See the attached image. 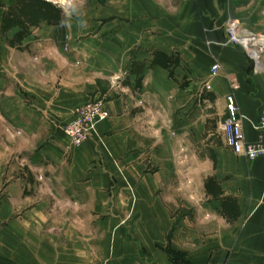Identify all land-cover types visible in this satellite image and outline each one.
<instances>
[{"label":"crops","instance_id":"obj_1","mask_svg":"<svg viewBox=\"0 0 264 264\" xmlns=\"http://www.w3.org/2000/svg\"><path fill=\"white\" fill-rule=\"evenodd\" d=\"M15 4L0 0V264H176L169 244L189 264H264V157L212 141L191 94L202 86L199 101L225 120L234 93L258 141L264 72L223 27L239 18L264 33V0H180L173 13L161 0H87L85 28L41 21L23 51L2 34ZM156 51L179 56L188 89L151 68ZM95 101L111 117L70 147L64 127ZM209 178L238 204L235 219Z\"/></svg>","mask_w":264,"mask_h":264},{"label":"built area","instance_id":"obj_2","mask_svg":"<svg viewBox=\"0 0 264 264\" xmlns=\"http://www.w3.org/2000/svg\"><path fill=\"white\" fill-rule=\"evenodd\" d=\"M227 44L240 47L247 55V42L256 38L255 34L248 28L239 27L235 20H228L225 26ZM250 56V55H249ZM251 57V56H250ZM258 68V64H257ZM221 70L219 63L212 68V76H216ZM111 117L109 109L103 102H91L78 107L74 112L73 120L64 127V135L72 148H78L92 139L97 126ZM255 129L259 133L256 142H249L244 130V117L241 108L232 93L227 96L226 119L221 125V132L224 143L237 156L248 161H255L264 157V108L261 110ZM39 182L43 177L39 176ZM207 264H225L209 261Z\"/></svg>","mask_w":264,"mask_h":264},{"label":"trees","instance_id":"obj_3","mask_svg":"<svg viewBox=\"0 0 264 264\" xmlns=\"http://www.w3.org/2000/svg\"><path fill=\"white\" fill-rule=\"evenodd\" d=\"M61 12L51 3L44 0H16V4L5 12L2 20V34L8 46L23 51L24 41L31 35V28L39 26L41 21L47 22L51 26H58L61 20ZM14 28L19 31L13 36L8 34ZM161 67L170 73V78L177 82L181 89L186 90L190 87L191 82L187 77L182 81L176 78V69L180 67V58L177 55L165 54L156 51L153 54L151 68ZM136 70H133L135 72ZM142 78H138L136 87H141ZM207 194L213 199L221 201L223 217L229 221L235 219L239 214V206L230 198H222L223 191L215 178H209L205 183ZM168 254L176 262L185 261L184 255L172 249H168Z\"/></svg>","mask_w":264,"mask_h":264},{"label":"rangeland","instance_id":"obj_4","mask_svg":"<svg viewBox=\"0 0 264 264\" xmlns=\"http://www.w3.org/2000/svg\"><path fill=\"white\" fill-rule=\"evenodd\" d=\"M161 5H162L163 9H165L166 11H169L170 13H173L176 8L180 7V0H161ZM232 20H235L236 24L239 27H244V28H248V29L250 27L249 25H247L246 22L242 21L239 18H232ZM226 23L223 27L224 32H225ZM253 33L255 34V32H253ZM255 35H257L258 37L264 38V33H256ZM235 47H237V46H235ZM254 50H256L257 52H260L262 54L261 58H262V62L264 63V49L262 47H260L259 45H255L253 47V51ZM247 57L250 59L252 65H253V71L255 73L264 72V70H260L259 67L257 68L258 63L254 60V58L252 56L250 57L249 55H247ZM235 86L236 85H233L234 88H235ZM201 89H202V86L194 85L193 90L191 91V94L195 95V97H194L195 98L194 117H195V120L199 119L200 121H203L202 122L203 126L206 123V135L207 136L210 135L211 136L210 139L212 141H214L215 143H219V142L223 141V136H222V132H221V125L224 121V118L220 117L217 108L214 107V108L209 109L203 104V102L199 101V94L201 92ZM95 102H100V101H95ZM203 117H205V118L208 117L206 119L207 121H205V119H203ZM221 118L223 119V121H221ZM200 152L201 151L199 150V153H198L199 155H200ZM167 239H172V233L167 236ZM170 247H171V245L169 244L167 248L169 249ZM176 264H189V263H187L186 261L180 260V261L176 262Z\"/></svg>","mask_w":264,"mask_h":264},{"label":"clouds","instance_id":"obj_5","mask_svg":"<svg viewBox=\"0 0 264 264\" xmlns=\"http://www.w3.org/2000/svg\"><path fill=\"white\" fill-rule=\"evenodd\" d=\"M61 12L59 27L85 28L87 26V0H47Z\"/></svg>","mask_w":264,"mask_h":264},{"label":"bare ground","instance_id":"obj_6","mask_svg":"<svg viewBox=\"0 0 264 264\" xmlns=\"http://www.w3.org/2000/svg\"><path fill=\"white\" fill-rule=\"evenodd\" d=\"M252 34H254V33L252 32ZM255 45H259L260 47H262L264 49V38L257 36L256 38H252L251 40H249L247 42V49H248L249 55L252 56L254 58V60L258 63V67L260 69H264V66L261 62L262 61V58H261L262 54L260 52H257L256 50L253 51V47Z\"/></svg>","mask_w":264,"mask_h":264}]
</instances>
